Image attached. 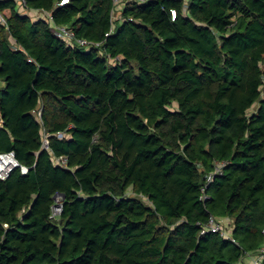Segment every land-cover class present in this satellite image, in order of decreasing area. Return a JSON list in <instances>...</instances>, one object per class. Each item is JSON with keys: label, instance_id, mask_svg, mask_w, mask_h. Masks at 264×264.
Segmentation results:
<instances>
[{"label": "trees", "instance_id": "1", "mask_svg": "<svg viewBox=\"0 0 264 264\" xmlns=\"http://www.w3.org/2000/svg\"><path fill=\"white\" fill-rule=\"evenodd\" d=\"M61 1L26 0L51 15L35 22L0 1V153L29 169L0 180V264L259 255L264 0H146L127 3L121 19L113 0ZM54 26L100 46L67 43ZM56 195L61 213L50 218ZM210 217L234 242L202 233Z\"/></svg>", "mask_w": 264, "mask_h": 264}, {"label": "built area", "instance_id": "2", "mask_svg": "<svg viewBox=\"0 0 264 264\" xmlns=\"http://www.w3.org/2000/svg\"><path fill=\"white\" fill-rule=\"evenodd\" d=\"M2 1V0H0ZM18 7V10H21L25 13H32V14H36L39 15L41 18H45V20L47 21H51V15L50 13H47L43 10H39V11H29L26 5V0H13ZM68 0H62L59 3V6H63L65 4H67ZM131 2H135V3H144L146 2V0H113V4H114V9L112 11L113 14V19H114V15L116 14V18L115 19H121V10L122 8L127 4V3H131ZM6 14V12L2 13L0 12V23H2L3 25H5V17L4 15ZM117 14H119V16H117ZM53 33L55 34V36L59 39H62L64 41H66L67 43L70 44H76L79 47H84L87 50L92 49V47H99L100 44L99 43H92L89 42L85 39H80V38H76L74 36L73 31L71 30V28L66 27V26H54L53 27ZM109 34H106L105 36L107 37ZM111 62L115 61L116 59H109ZM40 112L41 110L38 109L36 112V117L39 120L40 119ZM57 138L58 139H62L64 137V133H57ZM48 137L45 133H43V139H42V148L44 150H49V145H48ZM54 162L57 165L66 166V158L65 157H60V158H56L54 159ZM224 164L223 163H216L215 164V169L212 173L207 174L205 177V183L203 185V187L201 188V196H200V200L202 202L206 201L209 199V196H207L206 194V189L208 187V185L214 180V178H216V176L218 174H221L222 172V166ZM18 168L20 170V173L22 175H26L29 171V169L25 166L20 165L13 152H6V153H0V180H5L9 173ZM56 203L54 204L53 208H52V213L50 218H55L57 217L60 213H61V208L62 206H55ZM205 231L211 232V233H220V235L222 236V238L224 239H230L232 242H234V240L230 237V233L226 232L225 228H224V221L221 220H217L214 217H210L207 227L205 230L202 231V233H204ZM263 235H264V230H263ZM262 255H264V247L260 250L259 255H248L247 254V258H250L251 260V264H262Z\"/></svg>", "mask_w": 264, "mask_h": 264}, {"label": "rangeland", "instance_id": "3", "mask_svg": "<svg viewBox=\"0 0 264 264\" xmlns=\"http://www.w3.org/2000/svg\"><path fill=\"white\" fill-rule=\"evenodd\" d=\"M19 11V14H21V15H28V17L31 19V21H38V20H41V17L39 16V15H36V14H32V13H25V12H23V11H21V10H18ZM5 15H8V12H6V14ZM117 16H119V14H117ZM116 18V14L114 15V19ZM142 200L144 201V202H146V200H145V198H142Z\"/></svg>", "mask_w": 264, "mask_h": 264}, {"label": "water", "instance_id": "4", "mask_svg": "<svg viewBox=\"0 0 264 264\" xmlns=\"http://www.w3.org/2000/svg\"><path fill=\"white\" fill-rule=\"evenodd\" d=\"M54 200H55V203H56V205L55 206H59V205H61L62 206V200H63V197L62 196H60V195H56L55 197H54Z\"/></svg>", "mask_w": 264, "mask_h": 264}, {"label": "crops", "instance_id": "5", "mask_svg": "<svg viewBox=\"0 0 264 264\" xmlns=\"http://www.w3.org/2000/svg\"><path fill=\"white\" fill-rule=\"evenodd\" d=\"M241 264H251V260L250 258H244L242 261H241Z\"/></svg>", "mask_w": 264, "mask_h": 264}]
</instances>
